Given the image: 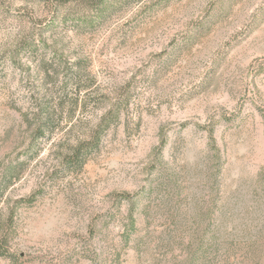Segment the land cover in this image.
<instances>
[{"label":"rangeland","instance_id":"obj_1","mask_svg":"<svg viewBox=\"0 0 264 264\" xmlns=\"http://www.w3.org/2000/svg\"><path fill=\"white\" fill-rule=\"evenodd\" d=\"M0 224V264H264V0H0Z\"/></svg>","mask_w":264,"mask_h":264},{"label":"trees","instance_id":"obj_2","mask_svg":"<svg viewBox=\"0 0 264 264\" xmlns=\"http://www.w3.org/2000/svg\"><path fill=\"white\" fill-rule=\"evenodd\" d=\"M45 125H46L45 122H36L35 128H34V133L36 134V136L39 135L40 133L41 134L44 133L43 131L46 127ZM97 128L92 129L90 131V134H87L85 137L78 139L75 142V144H73V146L70 147L69 152H66L65 154H63L61 159L65 161H69V162L73 160L81 161L80 152L82 151V148L84 147V145L96 144L98 141V132H97L98 129ZM5 230H6V227L0 224V253L2 252V246L6 242Z\"/></svg>","mask_w":264,"mask_h":264}]
</instances>
